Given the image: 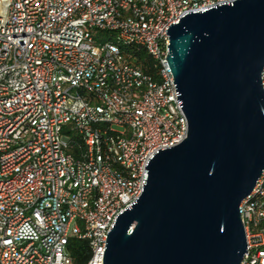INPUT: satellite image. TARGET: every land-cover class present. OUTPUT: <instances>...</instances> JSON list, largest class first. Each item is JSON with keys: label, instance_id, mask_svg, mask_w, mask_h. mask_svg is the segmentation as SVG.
<instances>
[{"label": "built area", "instance_id": "obj_1", "mask_svg": "<svg viewBox=\"0 0 264 264\" xmlns=\"http://www.w3.org/2000/svg\"><path fill=\"white\" fill-rule=\"evenodd\" d=\"M231 1L0 0V264H73V236L103 264L150 156L188 132L168 28ZM240 214V264H264V171Z\"/></svg>", "mask_w": 264, "mask_h": 264}, {"label": "water", "instance_id": "obj_2", "mask_svg": "<svg viewBox=\"0 0 264 264\" xmlns=\"http://www.w3.org/2000/svg\"><path fill=\"white\" fill-rule=\"evenodd\" d=\"M167 33L188 132L150 156L103 264H240V204L264 171V0L186 12Z\"/></svg>", "mask_w": 264, "mask_h": 264}, {"label": "trees", "instance_id": "obj_3", "mask_svg": "<svg viewBox=\"0 0 264 264\" xmlns=\"http://www.w3.org/2000/svg\"><path fill=\"white\" fill-rule=\"evenodd\" d=\"M130 51V50H129ZM134 53L135 60L137 63H142V67L145 68L148 72L153 70L152 68V60L149 55L145 52V50H135L131 51ZM74 152L78 153V149L74 148ZM68 250L73 258V264H87L89 258L91 257V249L89 247L88 241L84 239L77 238L75 236L70 237L68 243Z\"/></svg>", "mask_w": 264, "mask_h": 264}]
</instances>
